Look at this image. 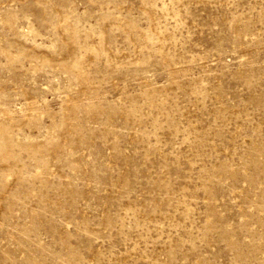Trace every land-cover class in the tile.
<instances>
[{"label":"rangeland","instance_id":"1","mask_svg":"<svg viewBox=\"0 0 264 264\" xmlns=\"http://www.w3.org/2000/svg\"><path fill=\"white\" fill-rule=\"evenodd\" d=\"M0 264H264V0H0Z\"/></svg>","mask_w":264,"mask_h":264}]
</instances>
